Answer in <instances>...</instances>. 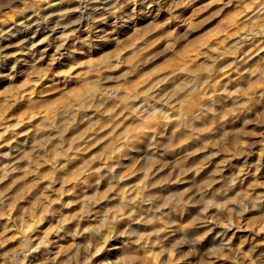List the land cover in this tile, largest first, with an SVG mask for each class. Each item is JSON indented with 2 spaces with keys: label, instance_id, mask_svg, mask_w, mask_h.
<instances>
[{
  "label": "rangeland",
  "instance_id": "1",
  "mask_svg": "<svg viewBox=\"0 0 264 264\" xmlns=\"http://www.w3.org/2000/svg\"><path fill=\"white\" fill-rule=\"evenodd\" d=\"M262 24L264 0H0V264H264Z\"/></svg>",
  "mask_w": 264,
  "mask_h": 264
},
{
  "label": "bare ground",
  "instance_id": "2",
  "mask_svg": "<svg viewBox=\"0 0 264 264\" xmlns=\"http://www.w3.org/2000/svg\"><path fill=\"white\" fill-rule=\"evenodd\" d=\"M160 1H161V0H160ZM107 2H108V1H107ZM162 2H163V1H162ZM105 3H106V2H105ZM54 4H55V3H54ZM144 4H145V3H144ZM146 4H147V3H146ZM146 4H145V5H146ZM56 5H57V4H56ZM127 5H128V4H127ZM142 6H143V5H142ZM144 7H145V6H144ZM151 7H152V6H151ZM49 8H50V7H49ZM100 8H101V7H100ZM146 8H147V7H146ZM140 10H141V9H140ZM150 11H151V10H150ZM142 12H143V11H142ZM150 14H151V13H150ZM156 14H157V13H156ZM156 14H155V15H156ZM146 15H147V14H146ZM144 16H145V15H144ZM244 16H245V15H244ZM152 17H153V16H152ZM155 17H157V16H155ZM254 17H255V16H254ZM254 17H253V18H254ZM128 18H129V17H128ZM249 18H251V17H249ZM101 19H102V18H101ZM152 19H153V18H152ZM123 21H124V20H123ZM20 24H21V23H20ZM23 24H24V23H23ZM19 26H20V25H19ZM1 27H2V26H1ZM5 27H7V26H4V28H5ZM13 27H14V26H13ZM261 27H262L261 30L264 31V24H262ZM14 30H15V29H14ZM100 30H101V29H100ZM110 32H111V31H110ZM9 36H10V35H9ZM229 36H230V35H228V36H224L223 39L221 40V42L225 41V39H227ZM236 37H237V36H236ZM116 38H117V37H116ZM237 38H238V41H237L236 44H237L238 46H236V47H237V48H241V47H244V46H251V45L253 44V42H254L256 36H255V35H252V34L250 35V34H246V33L243 34V33H242V34L239 35V37H237ZM54 39H55V38H54ZM235 39H236V38H235ZM6 43H7V42H6ZM6 43H5V44H6ZM67 44H68V43H67ZM225 44H226V43H225ZM236 44H235V45H236ZM3 45H4V43H3ZM3 45H1V48H2ZM65 45H66V43H65ZM217 45H218V44H217ZM3 47H4V46H3ZM216 47H217V46H216ZM231 47H232V46H231ZM35 48H36V47H35ZM217 48H218V47H217ZM30 50H31V49H30ZM35 50H36V49H35ZM42 52H43V51H42ZM31 53H33V51H32ZM40 55H41V54H40ZM30 56H31V55H30ZM30 56H29V57H30ZM236 57H237V56H236ZM0 58H1V57H0ZM42 58H43V57H42ZM29 59H30V58H29ZM35 59H36V58H35ZM216 59H217V58H216ZM218 59H219V58H218ZM234 59H235V58H234ZM236 59H237V58H236ZM30 60H32V59H30ZM42 60H43V59H42ZM260 60H261V59H260ZM51 61H52V60H51ZM33 62H34V60H33ZM211 62H212V61H211ZM216 62H217V61H216ZM255 62H256V61H255ZM259 62H260V61H259ZM259 62H258V63H259ZM260 63H261V62H260ZM36 64H37V63H36ZM36 64H35V65H36ZM262 64H263V63H262ZM262 64H261V66H262ZM257 65H258V64H257ZM261 66H259V67H261ZM32 68H34V66H32ZM32 70H33V69H32ZM175 70H176V69H175ZM175 70H174V71H175ZM194 72H195V71H194ZM181 73H182V72H181ZM249 74H250V73H249ZM177 75H178V74H177ZM206 77H207V76H206ZM173 78H174V76H173ZM173 78H172V79H173ZM204 78H205V77H204ZM250 78H251V77H250ZM182 79H183V78H182ZM184 79H185V78H184ZM192 79H193V78H192ZM192 79H191V80H192ZM249 80H250V79H249ZM249 80H248V81H249ZM186 81H187V80H186ZM186 81L184 80V82H186ZM248 81H246V82H248ZM175 82H176V81H175ZM202 82H203V81H202ZM250 82H251V80H250ZM181 83H182V81H181ZM82 84H83V85H81L78 89H75V91H74L75 95H76L77 97L80 96V98H81V97H83V96L85 97V95H86V96H87V95H91V94L94 92V93L92 94V101H93V100L96 98V92H95V91L97 90V88L99 89V87H96V86L90 87V86H86L85 83H82ZM178 84H179V83H178ZM182 84H183V83H182ZM184 84H185V83H184ZM184 84H183V86H184ZM245 84H247V83H245ZM250 85H251V84H250ZM181 86H182V85H181ZM204 87H205V85H204ZM243 88H244V87H243ZM175 89H176V88H175ZM189 89H190V87H189ZM192 91H193V90H192ZM195 91H196V90H195ZM258 91H259V90H258ZM176 92H177V91H176ZM259 92H260V91H259ZM185 93H186V92H185ZM238 94H239V93H238ZM246 94H247V93H246ZM184 95H185V94H184ZM223 95L225 96V93H224ZM239 95H240V94H239ZM241 95H243V94H241ZM195 96H196V95H195ZM199 96H200V94H199ZM87 97H88V96H87ZM236 97H237V95H236ZM238 97H239V96H238ZM15 98H16V97H15ZM19 98H20V97H19ZM187 98L189 99V96H187ZM192 98H193V97H192ZM199 98H200V97H199ZM224 98H225V97H224ZM246 98H247V97H246ZM183 99H184V98H183ZM188 99H187V100H188ZM190 99H191V98H190ZM220 99H221V98H220ZM83 100H84V98H83ZM85 100H86V99H85ZM242 100H243V99H242ZM244 100H245V99H244ZM68 101H69V100H68ZM68 101H66V102L63 104L65 108L68 107V106L70 105V102H68ZM70 101H71V100H70ZM185 101H186V100H185ZM236 101H239V100H236ZM246 101H247V100H246ZM79 102H82V100H80ZM83 102H84V101H83ZM222 102H223V101H222ZM239 102H240V101H239ZM245 103H246V102H245ZM79 104H80V103H79ZM79 104H77V105H79ZM210 104H211V103H209L208 105L210 106ZM225 104H226V103H225ZM80 105H81V104H80ZM195 105H196V104H195ZM236 106H241V105H236ZM249 106H250V105H249ZM79 107H80V106H79ZM175 107H176V106H175ZM179 107H180V106H179ZM189 107H191V106H189ZM214 108H215V107H214ZM231 108H232V103H231ZM235 108H236V107H235ZM237 108H238V107H237ZM239 108H240V107H239ZM176 109H177V108H176ZM210 109H212V108H210ZM217 109H218V108H217ZM219 109H220V108H219ZM224 109H225V108H224ZM229 109H230V108H229ZM213 110H214V109H213ZM221 110H222V109H221ZM54 111H55V110H54ZM196 111H197V110H195V112H196ZM202 111H203V110H202ZM204 111H205V110H204ZM228 111H229V110H228ZM223 112H224V111L222 110V113H223ZM225 112H227V111L225 110ZM46 113H47V112H46ZM205 113H206V112H205ZM228 113H229V112H228ZM56 114H57V113H56ZM127 114H128V112H127ZM235 114H236V113H235ZM235 114H234V115H235ZM202 115H203V114H202ZM209 115H210V114H209ZM209 115H208V116H209ZM215 115H216V113H215ZM230 115H231V114H230ZM54 116H55V113L53 112V110L50 109V110L48 111V113H47L46 115L43 116L44 119H43L42 122H40V124H39L40 129H42L43 127H48L47 125H49V124H51V126H53L52 122H54V121H52V119L54 118ZM236 116H237V115H236ZM239 116H240V115H239ZM197 117H198V116H197ZM197 117H196V118H197ZM200 117H201V116H200ZM206 117H207V116H206ZM212 117H213V116H212ZM212 117H211V118H212ZM40 118H42V117H40ZM202 118H203V116H202ZM202 118H201V119H202ZM207 118H208V117H207ZM211 118H210V119H211ZM218 118H219V117H218ZM221 118H222V116H221ZM150 119L153 120L152 116L150 117ZM192 119H193V118H192ZM219 119H220V118H219ZM226 119H228V118H226ZM230 119H231V118H230ZM39 120H40V119H39ZM140 120H141V119H140ZM183 120H184V119H183ZM208 120H209V119H208ZM208 120H207V121H208ZM202 121H203V120H202ZM204 122H205V124H206V121H204ZM209 122H210V121H209ZM209 122H208V124H209ZM212 122H213V121H212ZM214 122H215V121H214ZM38 123H39V122H38ZM141 123H142V121H141ZM193 123H194V122H193ZM201 123H202V122H201ZM201 123H198V124H201ZM220 123H221V122H220ZM175 124H176V123H175ZM203 124H204V123H203ZM222 124H223V123H222ZM222 124H221V125H222ZM37 125H38V124H37ZM142 125H143V124H142ZM186 125H187V124H186ZM175 126H176V125H175ZM177 126H178V125H177ZM200 126H201V125H200ZM214 126H215V124H214ZM214 126H213V127H214ZM36 127H37V126H36ZM36 127L33 128V129H36V130H37ZM140 127H141V126H140ZM140 127H139V128H140ZM190 127H191V126H190ZM193 127H194V126H193ZM195 127H196V123H195ZM203 127H205V125H204ZM211 127H212V126H211ZM214 128H215V127H214ZM7 129H8V126L5 127V131H7ZM38 129H39V128H38ZM154 129H155V128H154ZM177 129H178V128H177ZM200 129H202V128H200ZM229 129H233V128L230 127ZM42 130H43V129H42ZM174 130H176V129H174ZM233 130L236 132V129H233ZM34 131H35V130H33V132H34ZM39 131H40V130H39ZM159 131H160V130H159ZM222 131H223V130H222ZM224 131H225V130H224ZM224 131H223L222 133H224ZM234 131H231V132H234ZM192 132H193V131H192ZM220 132H221V131H220ZM42 133H43V132H42ZM42 133H41V134H42ZM144 133H145V132H144ZM148 133H149V132H148ZM150 133H151V131H150ZM154 133H155V131H154ZM158 133H159V132H158ZM225 133H226V131H225ZM33 134H34V133H33ZM33 134H31V136H32ZM37 134H39V133H37ZM175 134H176V133H175ZM237 134H238V133H237ZM237 134H235V135L237 136ZM180 135H181V134H180ZM184 135H185V134H184ZM188 135H189V134H188ZM221 135H222V134H221ZM232 135H233V133H232ZM235 135H234V137L236 138ZM34 136H35V137H39V136H36L35 134H34ZM48 137H49V136H48ZM177 137H178V136H177ZM234 137H233V139H234ZM45 138H47V137H45ZM53 138H54V137H53ZM165 138H166V137H165ZM169 138H170V137H169ZM182 138H183V137H182ZM175 139H176V136H175ZM175 139H174V140H175ZM45 140H46V139H45ZM50 140H51V139L48 138V139L46 140L47 143H48ZM21 141H22V139H21ZM51 141H52V140H51ZM53 141H54V140H53ZM164 141H165V140H164ZM167 141H168V140H167ZM8 142H10V141H8ZM18 142H19V140L16 139V143L13 144V146H17V145H18ZM38 142H39V141H38ZM38 142H37V145L40 146V147H41V145H45V144H44L45 142H44V143H39V144H38ZM170 143H172V142L170 141ZM188 143H189V142H188ZM48 144H49V143H48ZM52 144L54 145V143H52ZM144 144H145V143H144ZM144 144H143V146H144ZM165 144H166V145L163 146L164 148H166L165 146H167V143H165ZM168 144H169V143H168ZM172 144H173V143H172ZM37 145H35V146H37ZM74 145H75L76 147L78 146V145H76L75 143H74ZM138 145H139V144H138ZM173 145H175V144H173ZM182 145H183V144H182ZM223 145H224V144H223ZM223 145H222V146H223ZM38 146H37V148L39 149ZM47 146H48V145H47ZM51 146H52V145H51ZM54 146H55V145H54ZM169 146H171V144H169ZM180 146H181V145H180ZM21 147H22V146H20V148H21ZM45 147H46V145H45ZM52 147H53V146H52ZM137 147H138V146H137ZM139 147H140V146H139ZM146 147H147V146H146ZM171 147H172V146H171ZM182 147H183V146H182ZM226 147H227V146H226V144H225V148H226ZM20 148H19V149H20ZM37 148H35V149H37ZM53 148H56V147H53ZM167 148H168V147H167ZM176 148H178V147H176ZM12 149H13V148H12ZM40 149H41V148H40ZM75 149H76V148H75ZM143 149H144V148H143ZM226 149H227V148H226ZM13 150H14V149H13ZM77 150H78V149H77ZM77 150H76V151H77ZM176 150H177V149H176ZM8 151L11 152L10 150H8ZM16 151H17V150H16ZM36 151H37V150H36ZM76 151H74V153H75ZM178 151H179V150H178ZM181 151H182V150H181ZM9 152H8V153H9ZM33 152H34V151H33ZM38 152H39V151H38ZM44 152H45V151H44ZM53 152H54V151H53ZM164 152H165V151H164ZM174 152H175V151H174ZM34 153H35V152H34ZM162 153H163V152H162ZM236 153H237V152H236ZM236 153H235V154H236ZM32 154H33V153H32ZM41 154H42V153H41ZM58 154H59V153H58ZM70 154H71V153H70ZM178 154H180V152H179ZM187 154H188V153H187ZM232 154H233V153H232ZM39 155H40V152H39ZM60 155H61V154H60ZM64 155H66V154H64ZM77 155H78V154H77ZM80 155H81V154H80ZM173 155H174V154H173ZM23 156H24V157H25V156L29 157L30 154H29L27 151H26V152L24 151L22 157H23ZM37 156H38V155H37ZM157 156H158V155H157ZM157 156H155L156 159H158ZM163 156H164V157H167V156H165V154H164ZM169 156H170V154H169ZM206 156L208 157V155H206ZM230 156H231V158H232V155H231V154H230ZM24 157H23V158H24ZM68 157H69V156H68ZM68 157H67V158H68ZM80 157H81V156H80ZM155 157H154V158H155ZM171 157H172V156H171ZM181 157H182V155H181ZM186 157H187V156H186ZM190 157H191V156H190ZM33 158H35V156H34ZM167 158H168V157H167ZM183 158H184V157H183ZM46 159H47V158H46ZM160 159H161V157L159 158V160H160ZM162 159H163V158H162ZM162 159H161V160H162ZM165 159H166V158H165ZM170 159H171V158H170ZM174 159H175V158H174ZM179 159H180V158H179ZM179 159H177V160L175 159V161H178ZM181 159H182V158H181ZM36 160H37V157H36ZM161 160H160V162H161ZM163 160H164V159H163ZM171 160H172V159H171ZM29 161H30V160H29ZM48 161H49V160H48ZM65 161H66V160H65ZM164 161H165V160H164ZM175 161H174V162H175ZM59 162H60V161H59ZM59 162H58V163H59ZM162 162H163V161H162ZM174 162H173V163H174ZM180 162H181V161H180ZM26 163H27V161H26ZM74 163H76V161H75ZM168 163H169V162H168ZM185 163H186V162H185ZM185 163H184V165H185ZM64 164H66V163H63L62 165L65 166ZM68 164H69V163H68ZM72 164H73V163H72ZM163 164H164V163H163ZM165 164H166V163H165ZM175 164H176V162H175ZM178 164H180V163L178 162ZM50 165H51V164H50ZM52 165H53V163H52ZM58 165H59V164H58ZM66 165H67V164H66ZM180 165H182V164H180ZM242 165H243V164H242ZM63 166H62V167H63ZM71 166H72V165H71ZM66 167H67V166H66ZM238 167H239V166H238ZM238 167H237V170H238ZM252 167H253V165H252ZM179 168H182V166L179 167ZM239 168H240V167H239ZM242 168H243V167H241V169H242ZM90 169H91V168H90ZM213 169H214V168H213ZM241 169H239L238 171H241ZM64 170H65V172H66L67 169H64ZM69 170H70V168H69ZM247 170H248V168H247ZM247 170H246V171H247ZM67 171H68V170H67ZM90 171H91V170H90ZM93 171H94V170H92V172H93ZM70 172H71V171H70ZM92 172H91V173H92ZM250 172H251V170H250ZM250 172H248V173H250ZM62 173H63V172H62ZM237 173H238V172H237ZM240 173H241V172H240ZM21 174H22V173H21ZM57 174H59V172H58ZM232 174H233V173L230 174V178L232 177ZM242 174H243V172H242ZM244 174H245V173H244ZM244 174H243V175H244ZM19 175H20V174H19ZM63 175H64V174H63ZM66 175H67V174H66ZM85 175H86V174H85ZM234 175H235V172H234ZM240 175H241V174H240ZM21 176H22V175H21ZM59 176H61V174H60ZM67 176H68V175H67ZM236 176H238V175H236ZM62 177H63V176H62ZM76 177H77V176H76ZM242 177H243V176H242ZM244 177H246V176H244ZM232 178H233V177H232ZM232 178H231V179H232ZM61 179H62V178H61ZM77 179H78V178H77ZM238 179H239V178H238ZM241 179H244V180H245L246 178H241ZM152 180H153V179H152ZM74 182H75V181H74ZM143 182H144V181H143ZM154 182H156V181H154ZM238 182H239V181H238ZM25 183H26V182H25ZM151 183H152V182H151ZM173 183H174V182H172V184H173ZM240 183H241V182H240ZM240 183H238V185H240ZM22 184H23V183H22ZM142 184H143V183H142ZM153 184H156V183H153ZM174 184H175V183H174ZM26 185H27V183L25 184V186H26ZM77 185H78V184H77ZM167 185H168V183H167ZM149 186H150V185H149ZM159 186H160V185H159ZM175 186H176V185H175ZM175 186H174V187H175ZM27 187H28V186H27ZM136 187H137V186H136ZM28 188H29V187H28ZM42 188H44V187H42ZM156 188H157V187H156ZM161 188H162V187H161ZM150 189H151V187H150ZM173 189H174V188H173ZM28 190H29V189H28ZM36 190H37V189H36ZM170 190H171V189H170ZM175 190H176V189H175ZM29 191H30V190H29ZM148 191H149V190H148ZM173 191H174V190H172V192H173ZM31 192H32V190H31ZM38 192L41 193L40 190H39ZM38 192H37V195H36V196H38ZM121 192H122V191H121ZM135 192H136V190H135ZM146 192H147V191H146ZM149 192H151V195H152L153 197H154L157 193L160 194L159 192L156 193L155 190H154V191L152 190V191H149ZM155 193H156V194H155ZM173 193H174V192H173ZM173 193H172V194H173ZM175 193H176V191H175ZM32 194H33V193H32ZM172 194H171V195H172ZM28 195H29V194H28ZM161 195H162V194H161ZM214 195H215V194H214ZM36 196H35V197H36ZM130 196H131V195H130ZM156 196H158V195H156ZM159 196H160V195H159ZM38 197H39V196H38ZM120 197H121V195H120ZM120 197H119V198H120ZM149 197H150V196H149ZM160 197H161V196H160ZM164 197H165V196H164ZM210 197H211V198H209V199H210L209 201H211V199H213L212 196H210ZM27 198H28V197H27ZM32 198H34V196H33ZM36 198H37V197H36ZM36 198H35V199H36ZM131 198H132V197H131ZM150 198L152 199V197H150ZM155 198H156V197H155ZM155 198H154V199H155ZM158 198H159V197H158ZM161 198H162V197H161ZM178 198H179V197H178ZM35 199H32V200H35ZM121 199H122V198H121ZM121 199H120V200H121ZM156 199H157V198H156ZM176 199H177V198H176ZM218 199H219V198H218ZM32 200H31V198H30V201H32ZM167 200H168V199H167V197H166V200H165V201H167ZM177 200H179V199H177ZM177 200H176V201H177ZM117 201H119V200L117 199ZM162 201H163V200H162ZM162 201H161V202H162ZM26 202H27V201H26ZM26 202H25V203H26ZM177 202H178V201H177ZM214 202H215V201H214ZM251 202H252V200H251ZM257 202H258V201H257ZM257 202H254L255 205H256ZM0 203H1V202H0ZM27 203H31V202H27ZM32 203H33V202H32ZM37 203H39V200H37ZM120 203H121V202H120ZM162 203H163V202H162ZM184 203H185V202H184ZM128 204H129V203H128ZM148 204H149V203H148ZM31 205H32V204H30V207H31ZM171 205H172L173 207H175V206H174L175 204H171ZM28 206H29V205H28ZM157 206H158V205H157ZM159 206H161V204H160ZM181 206H182V205H181ZM186 206H187V205H186ZM30 207H29V208H30ZM32 207H33V206H32ZM32 207H31V208H32ZM147 207H148V205H147L145 208H147ZM149 207H150V204H149ZM33 208H35V206H34ZM140 208H141V207H140ZM166 208H168V207H166ZM135 209H136V208H135ZM149 209H150V208H149ZM253 209H256V208H253ZM137 210H138V209H137ZM175 210H176V209H175ZM142 211H143V210H142ZM146 211H147V210H146ZM150 211H151V210H150ZM167 211H168V210H167ZM167 211H166V212H167ZM147 212H149V211H147ZM168 212H169V211H168ZM139 213H140V212H139ZM142 213H143V212H142ZM144 213L146 214V212H144ZM150 214H151V213H150ZM156 214H157V213H156ZM161 214H162V212H161ZM170 214H172V213H170ZM170 214H169V215H170ZM139 215H140V214H139ZM157 215H158V214H157ZM157 215H156V216H157ZM144 216H145V215H144ZM166 216H167V214H166ZM145 217H146V216H145ZM145 217H144V218H145ZM150 217H153V216H150ZM162 217H163V216H162ZM167 217H168V216H167ZM170 217H173V216H170ZM146 219L148 220V219H150V218L147 217ZM164 219H165V218H164ZM171 219H172V218H171ZM169 220H170V219H169ZM148 221H149V220H148ZM164 221H165V220H164ZM170 221H171V220H170ZM110 222H111V221H110ZM145 222H146V221H145ZM154 222H155V221H154ZM150 223H151V222H150ZM169 223H170V222H169ZM146 224H147V222H146ZM155 225H156V224H154V226H155ZM162 225H163V224H162ZM164 225H165V224H164ZM149 226H150V225H149ZM151 226L153 227V225H151ZM159 226H161V225H159ZM159 226H157L156 228H158ZM170 226H171V225H170ZM172 227H173V226H172ZM111 228H112V227H111ZM168 228H169V227H168ZM170 228H171V227H170ZM174 228H175V227H174ZM153 230H154V229H153ZM155 230H156V229H155ZM155 230H154V231H155ZM160 230L164 231V230L162 229V226H161V229H160ZM173 230H174V229H173ZM110 231H111V230H110ZM162 231H161V232H162ZM169 231H170V230H169ZM170 232H171V231H170ZM170 232H168V233H170ZM166 233H167V232H166ZM95 234H96V233H95ZM95 234H94V235H95ZM155 234H156V233H154L152 236L154 237ZM159 234H160V233H159ZM217 234L219 235V232H218ZM222 234H225V233H223V232L220 233V235H222ZM87 235H89V234H87ZM92 235H93V234H92ZM160 235H161V234H160ZM160 235H159V236H160ZM89 236H90V235H89ZM95 236L97 237V235H95ZM166 236H167V235H166ZM166 236H165V237H166ZM96 237H95V238H96ZM161 237H163V239L165 238L163 235H161ZM219 237H220V236H219ZM219 237H218V238H219ZM93 238H94V236H93ZM95 238H94V239H95ZM167 238H168V237H167ZM169 238H170V237H169ZM173 238H174V237H173ZM218 238H217V239H218ZM86 239H87V237H86ZM86 239H85V240H86ZM97 239H98V238H97ZM155 239L158 240V237L155 238ZM171 239H172V238H171ZM219 239H220V238H219ZM219 239H218V240H219ZM95 240H96V239H95ZM167 240H168V239H167ZM169 240H170V239H169ZM169 240H168V241H169ZM172 240H173V239H172ZM212 240H213V238H212ZM218 240H217V241H218ZM220 240H221V239H220ZM227 240H228V238H227ZM86 241H87V240H86ZM88 241H90V240H88ZM160 241H161V240L159 239V243H160ZM165 241H166V239H165ZM168 241H167V242H168ZM143 242H144V241H143ZM143 242H142V243H143ZM153 242H154V240H153ZM170 242H171V241H170ZM207 242H209V241H207ZM211 242H212V241H210V243H211ZM229 243H230V242H229ZM146 244H147V242H146ZM157 244H158V243H157ZM157 244H155V245H157ZM161 244H163V243L161 242ZM161 244H160V245H161ZM218 244H219V242H218ZM136 245H138V244H136ZM136 245H135L134 247H138V246H136ZM148 245H149V244H148ZM210 245H211V244H210ZM215 245H216V244H214V246H215ZM139 246H140V245H139ZM142 246H143V244H142ZM144 246L148 247L147 245H144ZM151 246H152V245H151ZM151 246H150V247H151ZM212 246H213V245H212ZM27 247H28V246H27ZM123 247H124V246H123ZM230 247H231V246H230ZM113 248H114V247H113ZM124 248H125V247H124ZM153 248H154V247H153ZM153 248H152V249H153ZM212 248H213V247H212ZM216 248H217V247H216ZM125 249H126V248H125ZM128 249L130 250V248H128ZM149 249H150V248H149ZM152 249H151V250H152ZM123 250H124V249H123ZM131 250H132V249H131ZM138 250H139V249H138ZM139 251H143V250H139ZM147 251L149 252L150 250H146V249L144 250V254H145V255H144V259H143V261H144L146 264H157V263H158V260H159V259H158V256H157L156 254H153V253H149V254H147V253H146ZM125 252H126V251H125ZM21 253H22V252H21ZM126 253H127V252H126ZM131 253H132V252H131ZM133 253H134V251H133ZM137 253H138V251H137ZM142 253H143V252H142ZM127 254H129V253H127ZM127 254H126V256H127ZM134 254L136 255V252H135ZM139 254H141V253L139 252ZM137 255H138V254H137ZM138 256H139V255H138ZM138 256H137V257H138ZM142 256H143V255L141 254V257H142ZM129 257H130V256H129ZM131 257H132V256H131ZM125 258H126V257H125ZM139 258H140V257H139ZM142 258H143V257H142ZM142 258H140V259H142ZM126 259H127V258H126ZM131 259H132V258H131ZM131 259H129V260H131ZM136 260H137V259H136ZM138 260H139V259H138ZM138 260H137V262H138ZM132 261H133V259H132ZM141 263H142V262H141ZM159 263H160V262H159ZM138 264H140V263H138Z\"/></svg>",
  "mask_w": 264,
  "mask_h": 264
}]
</instances>
